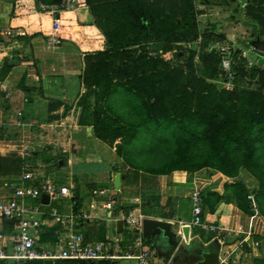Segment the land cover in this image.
Instances as JSON below:
<instances>
[{"label":"crops","instance_id":"crops-1","mask_svg":"<svg viewBox=\"0 0 264 264\" xmlns=\"http://www.w3.org/2000/svg\"><path fill=\"white\" fill-rule=\"evenodd\" d=\"M53 23L57 24L55 32ZM72 24L78 30L77 39L67 33L72 29L68 25ZM6 32L8 35L4 34ZM81 43L95 47L83 49ZM103 47L102 35L80 3L71 10L61 11L58 18L53 19L50 12L37 13L32 0H0V185L17 176L24 167L38 169L49 177L53 175L54 180L70 187L79 209L89 216L79 223L84 239L85 230L94 223L103 232V238L129 240L123 234L125 227L122 225L118 233L116 224L125 217L124 207L134 205L129 214H141V198H146L149 204V214L143 217L169 221L177 229L188 225L190 204L185 216H177L174 205L181 198L189 202L193 188L201 193H217L219 185L214 176L203 177L202 173L194 172L192 177H187L181 171L166 175L129 171L126 163H113L114 147L97 140L91 127L77 124L80 112L77 102L84 93L80 79L83 54L103 50ZM50 117L54 118L49 120ZM25 148L29 153L17 169L10 161L21 160L19 152ZM92 154L96 156L94 163L80 162L81 157ZM85 166L94 167V170H87ZM79 170L94 177L84 182L77 177ZM115 173L121 177L118 190L113 187ZM0 196H5L1 189ZM106 204H110V209L105 208ZM57 205L60 210H69L66 200H59ZM156 209L161 213H153ZM168 209L169 219L163 216ZM249 217L231 204L215 205L211 213L205 214L203 210L205 222L227 229L242 226L245 229ZM43 232L42 243L50 246L60 237L61 229L50 223ZM252 232L240 246L237 244L241 236L227 240L229 250L236 248L229 264H264V222L254 218ZM189 233L197 235L202 244L210 242L207 233L204 238L200 237L190 227ZM92 236L90 241L94 242L102 235ZM153 262L157 263L154 259ZM110 264L131 263L116 261Z\"/></svg>","mask_w":264,"mask_h":264},{"label":"rangeland","instance_id":"rangeland-1","mask_svg":"<svg viewBox=\"0 0 264 264\" xmlns=\"http://www.w3.org/2000/svg\"><path fill=\"white\" fill-rule=\"evenodd\" d=\"M207 1L212 2L215 0ZM77 3H80L82 8L86 10L91 23L96 26L102 35V40L108 44H115L121 41L127 31L133 30V15L148 16L155 12L160 17L161 28L158 30L162 32L160 42H152L150 40L151 42L138 48L129 49L127 54L116 64L114 70L115 75H118L116 79H138V75L147 78L149 68L151 64H154L159 79L170 80L168 85L162 87L167 92V95L162 98L164 105L161 106L165 107V109L174 110L173 103L170 104V99L173 100L176 90L182 85L188 86L192 79H195V86L198 87L199 82L204 79L220 80L219 76V79L212 76L211 67L206 66L200 59V55L203 57L208 56V53L203 50L210 42L207 36L213 34L219 37L217 40L229 41L236 48L233 50L236 53L233 55V62L236 63V68H239L242 72V75L235 78V90L239 103L242 102L244 107H247L255 101V94L264 96V60L255 62L254 56L246 53V58L251 61V66H247L248 61L239 58L241 52L237 48H241L242 42L251 36L244 12L246 11L252 16L256 12L262 13L261 8H254L252 11L251 8L246 10L244 8L242 10H232L228 7L216 8L208 6L205 0H69L65 9L71 10ZM236 3L247 4L244 0L228 1L230 6H234ZM212 11H215V13H212ZM190 16L193 18L190 35L181 37L178 43L169 42L171 41L169 40L170 33L181 27L180 24L183 23V19ZM68 27L72 29L67 30V33H71L77 39L78 30L75 25H68ZM158 31L152 33L159 37L160 33ZM259 34L261 38H264L263 26H259ZM87 45L81 43L83 49H93L95 47L94 45ZM106 47H108L107 44ZM190 53L194 55L192 73L185 69L184 64L186 56ZM215 67L217 68L218 64ZM215 67L213 66V68ZM120 71H124L125 77L119 73ZM226 91L230 90L224 89L221 96L222 100L231 96L230 92ZM92 103L93 99L91 97H85L84 104L90 109ZM137 103L138 101L132 95L118 89L105 103L100 102L96 108L98 123H101L106 116L109 126L119 127L121 133V138L115 140V143L120 142L123 145L120 150L121 157L116 155L117 149L114 151L116 152L115 156L121 160L114 156L113 163L118 165L119 163L127 162L141 170H156L164 163H169L172 166L181 164L180 166L188 168L187 171H181L187 177H192L194 172L202 173L203 177L214 176L219 185L218 195L204 201L203 210L205 214L207 212L211 213L215 205L231 204L238 208L244 216L249 217L255 214L257 220L264 222V198L255 199L260 181H264V132L255 136L252 139V144L242 146L240 151L235 152L238 157H241L242 162L247 164L238 169L234 178H229L216 166V160L208 159L211 154V151L208 150L209 145H203L198 148L195 143L196 138L188 140V134L184 132L185 129H196L198 133L194 135H197L200 132L203 134L202 130L211 128L210 121L203 116L199 119L195 114L198 109L196 98L192 100L189 114H184V109L182 108L176 112L175 123L183 128L182 132L174 127L172 129H164L155 128L152 124H144L143 120L146 113L145 111L141 113ZM162 114L161 111L158 115ZM190 115L192 116L191 118ZM36 145L34 147H37ZM116 145L118 144L114 146ZM247 148L253 152L252 162L247 161L244 157ZM182 152L189 155H184ZM110 153L112 155L111 151ZM190 155L196 158L191 163L183 159L185 156ZM92 156L81 157L80 162L82 164L84 162L92 164L96 161V156ZM57 157H60L59 153ZM209 161L213 162L212 165L209 164ZM201 165L206 166L201 167ZM127 166L130 167L129 165ZM85 168L94 170V167L85 166ZM191 168L196 169V171H189ZM76 174L78 178L84 179V182H88L94 177L91 173L81 172L80 170ZM51 178H54L53 175H51ZM244 192L245 199L243 197ZM203 193L205 195L206 191ZM246 200L249 203V208ZM245 206L247 209H245ZM173 208L177 216H185L189 208V202L186 198H181ZM153 211L155 214L156 211L161 213L160 209ZM164 214L163 216L169 219L171 217L170 209ZM196 232L200 237L204 236L203 232ZM150 243L153 246V242ZM151 251L155 255L153 247H151ZM154 260L160 263L156 256Z\"/></svg>","mask_w":264,"mask_h":264},{"label":"trees","instance_id":"trees-1","mask_svg":"<svg viewBox=\"0 0 264 264\" xmlns=\"http://www.w3.org/2000/svg\"><path fill=\"white\" fill-rule=\"evenodd\" d=\"M34 9L37 13L49 12L51 8H57V11H63L65 9H60L59 5L61 0H32ZM87 1V0H85ZM228 2V0H223ZM243 1V0H239ZM247 2L244 6V10L251 8V11L254 8H261L262 13H254L249 15L246 11L244 16L247 19L249 25L256 24L258 27H264V0H244ZM263 6V8H262ZM52 15L53 19L58 18V13L56 12ZM250 11V12H251ZM133 30L127 31V33L122 37L121 41L115 44H108L104 41L103 50L95 51L92 53L83 54V69L80 76L81 85L84 89V93L79 98L77 102V107L80 108L78 115L77 124L80 127H91L93 136L100 142L106 144L108 147H114L115 151L117 149L116 155L121 156V148L123 145L121 143H115L116 139L121 138V133L119 127L109 126L108 118L105 116L101 123H98L96 117V108L100 102H106L108 98L118 89L124 90V92L136 98L138 101V108L141 113L145 111L146 116L143 120L144 124H152L155 128H164L172 129L176 128L178 131L182 132V127L178 126L175 123V115L179 109H184V114H189V107L192 103L193 98H196L198 103V109L196 111L197 117L202 118V116L211 122V128L207 130H202L197 135H194L197 132L196 129H185L184 132L188 134L189 139L192 140L194 137L195 143L198 148L200 146L209 145L208 150L211 151V154L208 156V159L216 160L217 167L221 172L229 177L234 178L237 175L238 169L242 166H245L247 163L242 162L241 157L235 154L241 150L242 146H247L252 144V139L258 134L261 135L264 132V96L260 94H255V101L247 107H244L242 102L239 103L237 100V93L235 90V78L242 75V72L239 68H236V63L232 67L234 74L233 88L230 91V97L225 100L221 99L222 92L224 89L217 90L215 86L208 84L207 79L201 80L199 82V87L195 86V79H192L188 86L182 85L175 92V98L170 99V104L173 103V109H165L161 107L164 105V98L167 95V92L162 89V87L168 85L170 80L168 79H159L158 73L155 71L154 64H151L149 68L148 77H140L138 79H116L118 75H115L114 68L116 64L127 54L128 50L131 48H138L143 44L151 42L150 40L160 42L162 37V32L158 31L161 28L160 17L152 12L148 16L144 15H133L132 21ZM181 27L170 33L169 42L178 43L181 37H187L190 35L191 28L193 26V18L185 17L183 23L180 24ZM252 27V26H251ZM154 31H158L160 36L158 37ZM156 36V37H155ZM165 36V35H164ZM219 38L217 35H208L207 39L210 42L216 41ZM221 40V39H220ZM106 44L108 47H106ZM236 54V53H234ZM233 54V55H234ZM208 56L203 57L200 55L202 62L211 67L212 76L218 78V61L217 57L214 54H207ZM215 57V58H214ZM193 53H190L185 58V69L192 73L193 72ZM213 66L215 68H213ZM125 77L124 71H120ZM220 78V76H219ZM218 78V79H219ZM212 81V80H209ZM203 93V95H202ZM85 97H91L93 99L91 109L84 104ZM169 110V111H168ZM162 111V115L160 114ZM157 113V114H156ZM183 114V115H184ZM192 116L190 115V118ZM54 117H50L49 120H52ZM177 126V127H175ZM115 144H118L114 146ZM122 146V147H121ZM188 150V148H187ZM184 155L186 154L185 152ZM252 150L247 148L244 157L247 161L252 162L253 159ZM187 162L191 163L196 158H193V155L185 156ZM126 162V161H125ZM212 165V161H209ZM2 163V161L0 162ZM10 163L14 164L17 169H20L23 165L22 160L13 159ZM127 163V162H126ZM132 172H137L138 170L143 171L151 175H166L173 171H187L188 168L185 166L171 165L164 163L161 167L156 170L147 169L141 170L133 167L131 164L127 163ZM206 165H201L204 167ZM127 168V169H128ZM200 168V167H198ZM114 170L116 168L114 167ZM191 172L196 171V169L191 168ZM233 186V185H232ZM235 186V184H234ZM218 193L213 191H206L201 193L202 206L206 199L216 197ZM245 199V192H244ZM264 198V181H260L259 190L255 199ZM77 197H73V200L77 203ZM140 211L141 215L148 216L149 214V204H146V198H141ZM247 206L249 208V203L246 200ZM78 205V203H77ZM77 207V206H76ZM134 208V205H129L124 207V214L127 216L129 212ZM211 209V207H210ZM245 209L247 207L245 206ZM85 239L84 242H91L93 238L92 235H102L96 241L103 240V232L98 230L94 223H91L89 227L85 230ZM96 231L97 233H95ZM124 236L133 239L136 236L134 231H124ZM56 242V241H55ZM54 242V243H55ZM150 243V241H146ZM17 264H110L108 261H98V262H74V261H55L50 262H41V261H32V262H21Z\"/></svg>","mask_w":264,"mask_h":264},{"label":"built area","instance_id":"built-area-1","mask_svg":"<svg viewBox=\"0 0 264 264\" xmlns=\"http://www.w3.org/2000/svg\"><path fill=\"white\" fill-rule=\"evenodd\" d=\"M68 2L69 0H61L59 8L65 9ZM56 9L55 7L50 9L51 15ZM56 12L59 14L61 11L56 10ZM56 30L57 24L53 23V32ZM4 34L8 35L7 32ZM235 49L229 41L216 40L209 42L203 50L217 57L218 70L222 71L219 82L225 90H231L234 86L232 67L235 65L233 62ZM239 58L248 61L247 66H251V61L246 58L245 53L241 52ZM27 154L25 148L19 152V158L24 161ZM0 189L5 193V196H0V264L32 261L53 263L62 260L161 264L153 262L152 245L146 243L140 235L143 216L139 212H132L120 221L126 230L136 233L133 239L105 236L102 241L84 242L79 223L89 219V216L79 209L69 186L40 173L38 169L24 167L17 176L2 183ZM42 195L47 197L46 204L40 202ZM61 199L68 202V211L59 209L57 202ZM188 199L190 204L188 226L193 230L209 234L210 242L214 241L219 248L217 264H229L230 256L236 248L229 250L227 240L241 236L237 244L240 246L253 234L252 220L256 215L249 217L245 229L242 227L226 229L204 221L200 190L193 188ZM44 207L46 210H42ZM105 208L110 209V204H106ZM5 221H11V225H7ZM50 223L58 225L61 232L53 245L46 246L42 243L41 235H44L43 229Z\"/></svg>","mask_w":264,"mask_h":264},{"label":"water","instance_id":"water-1","mask_svg":"<svg viewBox=\"0 0 264 264\" xmlns=\"http://www.w3.org/2000/svg\"><path fill=\"white\" fill-rule=\"evenodd\" d=\"M252 37L242 42V47H237L241 52L254 56V61L264 60V38L260 37L259 27L251 24ZM234 46V45H233ZM246 54V55H247ZM218 74L222 77V71ZM222 89V83L219 81H206ZM121 177L118 173L114 174L113 187L118 190L120 187ZM40 202L46 204L47 197L42 195ZM146 202H148L146 200ZM11 224V221H5ZM122 223L116 224V231L121 232ZM141 237L153 242L155 255L161 264H217L219 248L217 243L211 241L202 244L199 237L190 236L189 226L181 225L178 229L174 228L173 223L169 221L143 217L140 228Z\"/></svg>","mask_w":264,"mask_h":264},{"label":"flooded vegetation","instance_id":"flooded-vegetation-1","mask_svg":"<svg viewBox=\"0 0 264 264\" xmlns=\"http://www.w3.org/2000/svg\"><path fill=\"white\" fill-rule=\"evenodd\" d=\"M231 1H234V0H231ZM205 3L208 4V6H210V7H216V8L228 7L229 9H232V10L233 9L234 10H242L244 8V6H245L244 3L243 4L242 3L241 4L236 3L234 6H230L228 4V2H225L223 0H215V1H212V2L205 0ZM212 13H215V11H212ZM247 25H248V28H249L250 33H251L252 27L249 25V22L247 23ZM251 37H252V35L249 38H251Z\"/></svg>","mask_w":264,"mask_h":264}]
</instances>
